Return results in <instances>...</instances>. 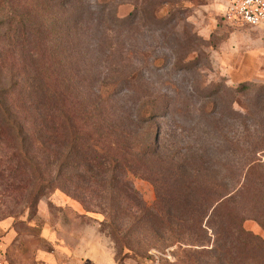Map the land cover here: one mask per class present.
<instances>
[{"label":"rangeland","instance_id":"374dc122","mask_svg":"<svg viewBox=\"0 0 264 264\" xmlns=\"http://www.w3.org/2000/svg\"><path fill=\"white\" fill-rule=\"evenodd\" d=\"M0 57L45 170L11 171L0 112V264H264L263 24L224 0H0Z\"/></svg>","mask_w":264,"mask_h":264},{"label":"trees","instance_id":"16d2710c","mask_svg":"<svg viewBox=\"0 0 264 264\" xmlns=\"http://www.w3.org/2000/svg\"><path fill=\"white\" fill-rule=\"evenodd\" d=\"M1 59V57H0ZM242 87H246V83L241 84ZM6 94V93H3ZM0 93V112L3 116V121L5 126L8 128V132L17 140V162L15 166H12L11 171H16L20 168H23L25 171H45L42 169V162L40 161L38 155L36 154L34 148L32 147L36 141V139H32V135L24 128V126L19 125L17 123V117L12 113L9 107L6 106L4 100L2 99V95ZM31 139V140H30ZM70 159V158H69ZM67 158H65L61 164L58 171H62V168H67ZM69 164V163H68ZM50 182L40 181L39 187L36 191V194L32 198L31 206L34 207L39 198L45 195V189L49 187ZM251 235V239H253L252 248L258 251L257 254L263 252L264 249V239L258 235ZM250 244V243H249ZM248 245V243H247Z\"/></svg>","mask_w":264,"mask_h":264},{"label":"built area","instance_id":"2783aa9c","mask_svg":"<svg viewBox=\"0 0 264 264\" xmlns=\"http://www.w3.org/2000/svg\"><path fill=\"white\" fill-rule=\"evenodd\" d=\"M225 17L249 25H264V0H224Z\"/></svg>","mask_w":264,"mask_h":264}]
</instances>
